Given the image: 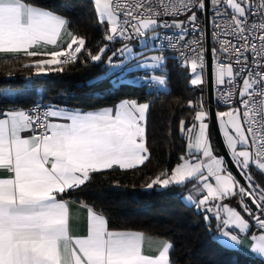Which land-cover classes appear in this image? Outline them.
Returning a JSON list of instances; mask_svg holds the SVG:
<instances>
[{"label": "snow or ice", "instance_id": "1", "mask_svg": "<svg viewBox=\"0 0 264 264\" xmlns=\"http://www.w3.org/2000/svg\"><path fill=\"white\" fill-rule=\"evenodd\" d=\"M94 6L104 26L103 40L109 42L95 52L69 29L66 18L36 0H0V53L47 57L24 65L34 67L37 75L47 74L52 66L62 71L83 55L84 63L103 60L108 68L104 79L114 87L124 83L131 59L132 67L143 70L137 82L151 92L153 85L166 87V75L149 71L166 66L165 51L175 52L172 58L190 67L193 86L204 83L205 54L210 52L215 85L227 107L216 118L242 180L214 154L209 113L201 102L194 116L197 123L186 127L180 121L181 133L188 134L183 163L171 174L161 172L147 187L197 181L195 195L185 199L213 214L219 233L213 240L222 249L244 252L240 234L250 232L251 222L264 232V187L251 172L254 167L264 174V0H94ZM198 12L208 20L203 30ZM132 41L140 45L136 52ZM117 42L121 46L110 49ZM152 49L160 54L147 55ZM114 58L122 59L116 63ZM149 108L148 103L124 99L97 111L55 106L37 108L35 114L0 112V264H170V242L162 241L158 254H146L143 233L110 230L105 216L88 205L86 235L73 236L69 205L62 199L93 173L145 163ZM230 197H239V208L251 222L221 203ZM213 217H204L210 227ZM252 240L251 253L264 260V235H252Z\"/></svg>", "mask_w": 264, "mask_h": 264}, {"label": "trees", "instance_id": "2", "mask_svg": "<svg viewBox=\"0 0 264 264\" xmlns=\"http://www.w3.org/2000/svg\"><path fill=\"white\" fill-rule=\"evenodd\" d=\"M36 2L69 20L70 30L84 37L93 52L106 44L104 27L97 25L92 0ZM39 59L24 56L0 60V90L22 93L13 100L1 99L0 105L5 109L59 102L60 97L68 108L82 111L111 107L124 99L150 105L146 117L147 161L134 169L93 173L85 185L67 192L64 198L93 207L105 216L111 228L139 231L167 240L173 245L170 264H264L238 252H227L213 240L217 233L215 220L211 219L210 227L205 215L182 199L196 185L194 179L180 186L147 187L161 172L171 174L186 154L187 141L180 131V121L184 120L186 127L192 125L205 94V87L195 88L190 84L187 68L178 67L168 57L166 90L149 92L141 84L123 83L114 87L108 79L91 83L104 73L103 60L84 63L87 57L83 55L77 62L64 65L62 71H55L58 66H52L47 74L37 76L34 67L24 65ZM189 101L194 107L188 106ZM251 172L255 183L264 187L263 177L253 169Z\"/></svg>", "mask_w": 264, "mask_h": 264}, {"label": "crops", "instance_id": "3", "mask_svg": "<svg viewBox=\"0 0 264 264\" xmlns=\"http://www.w3.org/2000/svg\"><path fill=\"white\" fill-rule=\"evenodd\" d=\"M68 22H69V20H68ZM64 39L66 40L67 37H64ZM52 47L53 46H49V49H51ZM24 56L25 55L23 53H21V54H4V53H0V60L11 59V58H16V57H24ZM39 58L46 59L47 57H39ZM129 61L131 62L132 60L130 59ZM113 72L116 73V74H119L120 73V69H115V70H113ZM47 73H48V71H47ZM105 73H103L102 75H100L99 77H97L96 79H94L91 83L96 82V81L103 80ZM42 75H45V74L42 73ZM125 75L129 76V74H127V72H125V74H124V83L136 84V85H140L142 83V82L141 83H138V82L135 81L136 80L135 79L136 76H134V77H132V76L131 77H126ZM152 89L159 90L156 86H152ZM163 90H166V88H164ZM1 91L4 92V94H5L6 97L0 96V100L1 99H10V100H13V99H15L17 97H20L22 95V93L20 91H17V90L3 89V90H0V92ZM37 91L40 92L41 90L39 89ZM60 98L61 99L58 100L59 102H50L51 107L59 106L60 108H64V109H67V110H75V109L68 108L65 105L64 98L63 97H60ZM119 103H117V104H115V105H113L111 107H107V108H114ZM0 108H5V107H3L2 105H0ZM11 110H21V108H16V109L15 108L14 109L13 108H8L7 109V111H11ZM204 110L207 111V108L204 107ZM79 111H82V110H79ZM95 111H97V110H95ZM83 112H87V111H83ZM194 123H197V122L195 121ZM208 123H209V119H208ZM218 126H219V123H218ZM220 132H221V130H220ZM183 134H185L186 141H187L186 142V148H185V151H186V154H187V151H188V149H187V143H188V138L187 137H188V134L186 132L183 133ZM209 134H210V141H211V144H212L213 149H214V154L217 157H221V156H219V155L216 154L215 148H214V145H213V141L211 140V127H210V123H209ZM24 135H28V133H25ZM221 135H222V132H221ZM222 138H223V135H222ZM223 141H224V139H223ZM224 144H225V142H224ZM186 154H185V156H186ZM181 163H183L182 160H181ZM113 169H119V168H113ZM113 169H110V170H113ZM252 169L256 173H258L259 175H261L263 177V174H261L254 167ZM121 170H128V169H121ZM105 171H108V170H105ZM187 181H189V180H187ZM187 181H185V182H187ZM212 182L214 183V181H212ZM171 185L178 186L176 184H171ZM196 186L197 187L199 186L197 181H196ZM190 194L195 195L194 188H192L191 190H189L188 192H186L183 195V197H182L183 201L186 202L187 204H189V203L185 199V197H187ZM199 198L200 197L197 196V199H199ZM62 199H64L68 203V205H69L70 232H71V234L73 236H84V235H86V232H87V212H86V208L82 204H79V203H76L74 201H71V200H68V199L64 198V196L62 197ZM238 201H239L238 197H230V198L222 201L221 203L224 204V205H228L230 207H234L237 210L241 211L242 214H244L243 213V210L241 208H239ZM189 205H191V204H189ZM191 206H193V205H191ZM193 207L195 208L196 211H200L204 215H208L210 217H213V214L212 213H205L204 211L197 209L195 206H193ZM250 207H251V205H250ZM221 215H223L222 212H221ZM244 215L246 216V214H244ZM246 218L249 219L250 222H251V218L250 217H247L246 216ZM213 219H214V217H213ZM215 223H216V221H215ZM251 223H252V227L250 229V232L247 235L240 234L241 235V240H242V243H241L240 247L244 249V252H238V253H240L242 255H245V256H248V257L253 258V259H258V260L264 262V260H261L259 257L256 256V254L251 253V251H250L251 246L254 243L253 240H252V235H256V236L264 235V232H261L260 230H258L255 227L254 222H251ZM109 228H110V230H127V229H114V228H111V227H109ZM128 231H133V230H128ZM137 232H139V231H137ZM143 234L145 236L144 250H145L146 254H150V255H156V254H158V249H159L160 243L162 241H167V240H165L163 238H160V237L151 236V235H148V234H145V233H143ZM217 235H219L218 232L215 234V236H217Z\"/></svg>", "mask_w": 264, "mask_h": 264}, {"label": "water", "instance_id": "4", "mask_svg": "<svg viewBox=\"0 0 264 264\" xmlns=\"http://www.w3.org/2000/svg\"><path fill=\"white\" fill-rule=\"evenodd\" d=\"M204 24H208L207 18L204 16ZM208 43L206 39V44ZM205 91H206V99H207V111L209 113V123L211 127V135L213 137V143L215 144V152L217 155L223 157L227 162V166L229 170L232 172L237 179H241L239 172L237 171L236 167L231 163L230 154L224 144L219 126L218 121L216 118V110L214 106L213 100V85H212V68H211V53L206 52V80H205ZM247 201V200H246ZM248 202V201H247ZM249 205L250 202H248ZM253 209L255 208L254 205H251Z\"/></svg>", "mask_w": 264, "mask_h": 264}, {"label": "built area", "instance_id": "5", "mask_svg": "<svg viewBox=\"0 0 264 264\" xmlns=\"http://www.w3.org/2000/svg\"><path fill=\"white\" fill-rule=\"evenodd\" d=\"M198 15V23L200 24L201 26V29L203 30L204 29V14L202 13H197ZM181 19H183L184 17H180ZM210 30V29H209ZM165 30H161V32H163ZM170 33L171 32H174L175 30H168ZM194 37L192 35H189L188 36V39H193ZM133 42H137V41H132L131 43ZM106 43H109V42H106ZM206 43V41H205ZM117 44H120L119 42L115 43V44H109V47L112 48L114 45H117ZM157 50V49H156ZM157 52L160 53L159 50H157ZM166 56L168 57H173L175 56V52L173 51H165L164 53ZM173 59V58H172ZM174 63L178 66V67H184L180 60L178 59H173ZM211 68H212V85H213V100H214V106H215V110H216V113L218 111H226L227 110V107L224 105V103L221 101L220 99V95H219V91L217 90L216 88V85H215V81H214V69H215V62L212 58V55H211ZM199 70V69H198ZM204 80H206V54H205V69H204ZM204 87H205V82H204ZM203 105L205 107H207V99H206V91H205V94H204V97H203ZM48 107H51V104L50 102H43V103H36V104H33L29 107H26V108H23L21 110H24V111H28V112H31L32 114H35V110L37 108H39L41 111L47 109ZM3 111H7V109L5 108H0V112H3ZM263 180H264V174H263ZM239 199V197H238Z\"/></svg>", "mask_w": 264, "mask_h": 264}, {"label": "rangeland", "instance_id": "6", "mask_svg": "<svg viewBox=\"0 0 264 264\" xmlns=\"http://www.w3.org/2000/svg\"><path fill=\"white\" fill-rule=\"evenodd\" d=\"M92 2H93V5H94V0H92ZM94 9H95V6H94ZM95 12H96V10H95ZM96 22H97V25H99V26H101V27H104L103 25H101V24H99L98 23V17H97V13H96ZM107 42V41H106ZM115 46V45H114ZM113 46V47H114ZM119 46H121L120 44L117 46V47H119ZM131 46L133 47V50H134V52H136L137 50H138V48L140 47V45L138 44V42H133V43H131ZM115 50V49H114ZM160 53L159 52H157V50L156 49H152L150 52H148L147 53V55H159ZM108 55H111V53H109ZM165 58L167 59L168 58V56H166L165 55ZM122 59V58H121ZM121 59H116V58H114V60H115V62L116 63H120L121 62ZM127 63H128V65H129V68L131 69L130 71H126L127 72V74H129V76H127V75H125L126 77H134V76H136L135 77V81L137 82V77H140V76H142V72H143V70H141V69H135L134 67H132V64H133V61H127ZM102 64H103V66L106 68L105 70H104V73L105 72H107L108 71V68H107V65H106V63H105V61H103L102 62ZM184 68H187V70H188V73H189V75H190V81H191V79L193 78V75H192V73H191V69H190V67H187V66H184ZM149 71H151L152 72V74H157V73H162V74H164V75H166V68L165 67H163L162 69H160V70H149ZM199 71V70H198ZM37 75V74H36ZM40 75H42V74H40ZM37 76H39V75H37ZM203 79H204V76H203ZM204 82H205V80H204ZM190 84H191V82H190ZM192 85V84H191ZM153 86H155V85H153ZM193 86V85H192ZM28 87H29V85H28ZM159 90H163L164 88H160L159 86H156ZM195 88H202V87H204V83L202 84V85H199V86H194ZM0 96H2V97H6L5 96V94H4V92H0ZM207 108V107H206ZM217 121H218V119H217ZM195 122V120L193 121V123ZM192 123V124H193ZM218 123H219V121H218ZM179 164H181V161H180V163ZM178 164V165H179ZM187 181V180H186ZM157 186H159L160 188H166V187H162L161 185H157ZM169 186H171V184L169 185ZM178 186H180V185H178ZM168 187V186H167Z\"/></svg>", "mask_w": 264, "mask_h": 264}]
</instances>
